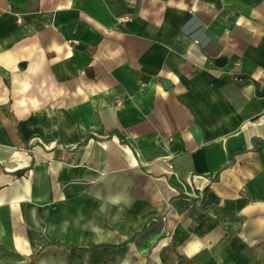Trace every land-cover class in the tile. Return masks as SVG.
Instances as JSON below:
<instances>
[{
    "label": "crops",
    "instance_id": "obj_1",
    "mask_svg": "<svg viewBox=\"0 0 264 264\" xmlns=\"http://www.w3.org/2000/svg\"><path fill=\"white\" fill-rule=\"evenodd\" d=\"M0 264H264V0H0Z\"/></svg>",
    "mask_w": 264,
    "mask_h": 264
},
{
    "label": "water",
    "instance_id": "obj_2",
    "mask_svg": "<svg viewBox=\"0 0 264 264\" xmlns=\"http://www.w3.org/2000/svg\"><path fill=\"white\" fill-rule=\"evenodd\" d=\"M225 59H222V58H220L219 60H218V65L219 66H224L225 65ZM163 84L165 85V86H167L168 85V82L167 81H163Z\"/></svg>",
    "mask_w": 264,
    "mask_h": 264
},
{
    "label": "built area",
    "instance_id": "obj_3",
    "mask_svg": "<svg viewBox=\"0 0 264 264\" xmlns=\"http://www.w3.org/2000/svg\"><path fill=\"white\" fill-rule=\"evenodd\" d=\"M237 66H238V64H237Z\"/></svg>",
    "mask_w": 264,
    "mask_h": 264
}]
</instances>
